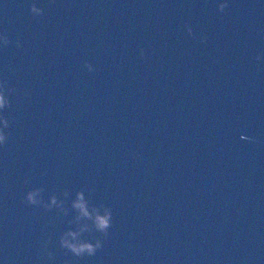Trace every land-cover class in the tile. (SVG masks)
Listing matches in <instances>:
<instances>
[{
	"label": "water",
	"instance_id": "1",
	"mask_svg": "<svg viewBox=\"0 0 264 264\" xmlns=\"http://www.w3.org/2000/svg\"><path fill=\"white\" fill-rule=\"evenodd\" d=\"M0 89V264H264V0H0Z\"/></svg>",
	"mask_w": 264,
	"mask_h": 264
},
{
	"label": "clouds",
	"instance_id": "2",
	"mask_svg": "<svg viewBox=\"0 0 264 264\" xmlns=\"http://www.w3.org/2000/svg\"><path fill=\"white\" fill-rule=\"evenodd\" d=\"M225 7H226V4L220 3L218 5V11L222 12L225 9ZM29 11L34 15H40L42 10L36 7L35 4H33V5H30ZM189 32H191L190 29H189ZM3 41L5 44H7L8 38L6 36L3 37ZM17 46H19V41H17ZM141 55H143V52H141ZM257 59H259V56L257 57ZM85 67L89 71L93 70L92 66L88 63L85 64ZM8 91L11 92L12 90L8 89ZM8 104H9V101L7 97L5 96L3 89H0V109H4ZM0 123L3 124L4 128L8 127V121L6 119L0 118ZM241 139H245V137H241ZM5 140H6L5 133L3 132V130H0V145H3ZM42 191H43L42 188H35V189L28 191L24 197V200L30 205H39L41 201L37 199V196ZM76 195H77V199L72 205L73 208L78 209L80 214L83 215L84 217H89V212L87 211L85 202L83 201L82 193L78 192ZM56 203L57 201H56L55 196L50 197V204H56ZM49 206L50 205H46L45 208L47 209ZM93 211L95 212L96 209H93ZM110 219H111V211L110 209H107V208L105 209L103 216H100L97 214L94 217L95 227L101 234H104V235L107 234V229L110 227ZM75 236H76L75 232H72V231L65 232L60 237L59 243L62 248L67 249L68 251H70L72 254H74L77 257H80L84 254L93 255L96 252V250L101 247L100 240H96V242L93 244L87 241L73 242L68 239V237L75 238ZM47 255L50 257L51 253H47Z\"/></svg>",
	"mask_w": 264,
	"mask_h": 264
}]
</instances>
